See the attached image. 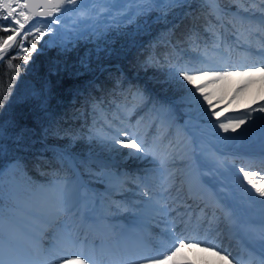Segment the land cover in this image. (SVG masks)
Segmentation results:
<instances>
[{
	"label": "rangeland",
	"instance_id": "1",
	"mask_svg": "<svg viewBox=\"0 0 264 264\" xmlns=\"http://www.w3.org/2000/svg\"><path fill=\"white\" fill-rule=\"evenodd\" d=\"M255 1L254 4L249 3L248 6L231 10L238 18L233 27L224 22L220 23L216 30L217 48L208 52L210 56H203L200 46H196L194 49L198 51L178 49L173 59L190 67H195L197 62H204L201 69L229 66V70H235L236 67L242 69L246 66H261L264 62V42L249 44L250 39L257 40L259 38L253 36L252 33L258 35L260 34L259 29L264 30V22L260 20H264V5H261L258 0ZM90 2V6L83 8V12L64 14L60 26L52 25L54 29L61 28L58 36L45 35L41 41L37 42L38 51L41 48H54V53L60 54L65 59L62 67L67 70L91 67L93 59L100 55L104 56L110 51L112 40L109 36L112 33L138 31L142 27H146L149 19L161 15V11L167 5L172 4L166 0H157L156 3L150 5H141L150 10L138 14L137 5L128 2V0H121L109 8L98 5L95 3L96 0ZM210 5L215 16L219 15L220 11L213 4ZM103 9H108L109 14H101L99 11ZM148 12L150 14L147 15ZM129 15L132 20L131 23L128 20H123L118 28L111 26L114 18L122 19ZM247 25L249 28L246 27ZM36 26L41 27L43 25L37 24ZM261 38H264V35ZM224 41L227 46L222 44ZM235 48L241 54L238 55L237 51L234 50ZM97 62L96 60L95 63ZM132 76L139 77L134 73ZM240 79L239 77L232 78L228 85L230 91H234L239 86ZM252 85L254 86V94L245 99L246 91L239 103L224 111L220 118L221 121L225 117L238 118L249 106L256 107V102H264L261 101V97L264 96V84H261L257 78V82ZM134 97H136L134 101L129 100L128 97L116 99L112 110L121 116H127L129 119L128 133L138 137L149 151L157 155L145 157L150 162L138 165L126 155H116V153L102 147L101 141L105 138L90 143L84 151L87 159L98 163L101 167L115 169L112 183L103 182L98 188L89 185V189L85 190L78 172V174L73 175H54L46 180H36L32 179L25 171L15 172L12 163H7L0 168V198H2L0 202V253L3 254L6 262L11 258L14 264L40 263L44 259V255L51 252L50 248L45 247L57 246L56 242L58 243L63 239L59 234L60 232H64L63 237L68 239L70 243L82 244L84 242L85 244L87 237L79 235L83 223L81 216L79 219L77 216L78 214L95 213L99 209L98 204L104 213L108 214V218L106 216L101 217V225L105 223L109 228L114 224L124 227L130 220H141V217L148 212L149 207L154 203V210L156 207L157 211L153 212L154 215H150V219L166 221L169 228H174V231L178 233L184 232L188 223L185 219V223L178 229L180 222L178 218L184 214L191 217L193 209H189L190 211L187 212V207H185L187 204H177L176 201L183 196L185 197L183 200L186 201V198L191 196L187 192L197 196V198L212 199L211 201L216 205L214 208L209 206V209H214L212 211L214 216L212 215V218H209L211 222L205 225L206 234L220 227H222L221 230L232 228V234L239 237L238 240H235V244L242 240V244L249 247L248 252L256 255V257L259 254L264 255V249L261 247L264 241L259 238L264 233V214L261 212V209L264 208V203L261 200L264 198H260L255 190L251 189V186L244 181L242 173L239 172L241 167L258 174L260 173L258 169H262L258 167L248 168L246 165H253V163L245 160V156L252 155V153H244L254 150L264 152V139H262L259 131V122L257 121V126L254 128L249 127L251 121L249 125L242 126L241 135L231 132L225 134L213 128V125L217 123L213 117L211 120L207 117L208 120L201 121L195 119L193 114L185 110L184 116L178 118L171 111H167L163 117V122L157 124L155 123L157 115L149 105V92L147 90L145 92L143 89L141 93H135ZM192 100L189 96L183 99L184 102ZM213 103L216 104L214 110L221 111L225 109L227 101L221 103L214 100ZM253 115L264 114L255 112ZM132 124H137L136 129L141 130V136L136 135V131L130 129ZM123 128L125 127L120 126V129ZM244 129L247 131H243ZM110 133L112 135H108L109 137L115 135L116 130ZM147 140L156 142L153 145L154 148L145 143ZM167 148H171L173 153L176 152V155H179V158L174 160L176 163H167V160L170 161V159H167L166 155V160L161 155V151ZM128 151L129 149H123L124 153ZM183 152L189 156H183ZM239 153L242 154L244 163L239 159ZM64 156L68 157L67 162L71 164L70 156L65 152ZM157 160L161 162H157ZM180 160L187 161L178 163ZM125 171L127 173L123 174ZM260 178L259 174L253 179L260 180ZM185 187L188 188L185 189ZM210 189L212 194L208 192ZM170 191H174V193ZM145 193L148 195L145 196ZM90 199L91 201H89ZM72 201L73 204H71ZM58 202L60 204L63 202L70 210L65 211L63 208H58L52 212V208L49 206ZM40 206L45 207L40 210V214L49 220V226L44 228L42 225L40 226V223L36 224V221L33 220L32 223L40 228L34 229L41 235L38 240L41 241L42 246L40 244L36 246V253H32L30 249L26 248L27 245L25 249L18 244L21 240L25 242V239L20 235L24 230L17 223L27 225L20 219H14L12 212L14 208L26 211L27 208L41 209ZM178 207L181 208L177 214L171 216ZM200 208L203 211L202 215L194 218L196 226L193 237L195 238L200 235L201 226L208 216V211L204 210L205 205H201ZM226 213H230L228 219L225 218ZM223 220H226V223ZM157 225L159 224L156 223L151 226L156 227ZM27 227L30 228L31 226ZM197 227H199V231ZM165 232L166 230L163 233ZM216 235L212 238L215 240V245H219L216 240L220 234ZM229 241H233L232 237L228 238ZM228 250L230 253L236 252L233 246ZM243 264L250 263L244 262Z\"/></svg>",
	"mask_w": 264,
	"mask_h": 264
},
{
	"label": "trees",
	"instance_id": "2",
	"mask_svg": "<svg viewBox=\"0 0 264 264\" xmlns=\"http://www.w3.org/2000/svg\"><path fill=\"white\" fill-rule=\"evenodd\" d=\"M249 1L217 0L213 4L220 11L217 16L204 0L167 5L146 27L112 33L110 51L93 59L91 67L67 70L62 67L65 59L54 48H41L25 64L23 59H12L18 51L13 48L0 61V104L4 105L0 108V167L10 162L15 172L25 171L36 180L70 175L65 152L95 187L112 183L114 170L89 161L84 151L95 140L112 135L110 131L129 127L127 116L113 112L115 100L144 89L157 115L155 123L163 122L167 111L178 118L188 110L196 119L206 120L210 112L205 113L208 106L202 98L184 102L188 94L169 80L170 68L201 69L204 62L190 67L173 56L180 48L196 50V46L203 56H210L208 52L217 48L219 21L233 26L230 11ZM0 35L5 34L0 31Z\"/></svg>",
	"mask_w": 264,
	"mask_h": 264
},
{
	"label": "snow or ice",
	"instance_id": "3",
	"mask_svg": "<svg viewBox=\"0 0 264 264\" xmlns=\"http://www.w3.org/2000/svg\"><path fill=\"white\" fill-rule=\"evenodd\" d=\"M112 2L115 4L119 0H112ZM128 2L136 4L137 13L142 14L150 9L141 5H150L156 3L157 0H128ZM166 2L178 4L181 0H166ZM204 2L215 4L217 0H204ZM252 2H255V0H252ZM258 2L264 5V0H258ZM83 3H85V0H0V21H10L7 26L0 23V31L5 34L0 35V61L13 48H18L12 59L20 58L27 64L32 58V54L38 52L37 42L41 41L45 35L58 36L60 34L61 28L57 27L54 29L52 25L60 26L63 15L75 11L76 7ZM35 17H43L47 18V20L32 23ZM123 20H128L129 23L132 22L129 15L124 16L122 19L114 18L111 26L118 28L123 23ZM37 24H42L43 26L37 27ZM9 63L11 64V59ZM234 77L241 79L239 86L234 91H230L228 85ZM13 78L15 79V77ZM257 78L261 84H264V62H262L261 66H246L242 69L236 67L235 70H229V66L194 70L169 69L170 81L178 84L192 99L198 101L202 98L207 104L208 107L204 111L205 113L210 112L209 120L215 117L217 123L213 125L214 127H218L225 134L231 132L241 135L242 126L249 125L251 121L252 123L249 127L254 128L257 126L258 121L259 131L262 139H264V115H253L255 112L264 114V102H256V107L249 106L238 118L225 117L223 121L220 119L224 111L240 102L250 85L257 82ZM36 95L38 96L39 94L37 93ZM214 100L221 103L227 101L225 109L215 111L216 104L213 103ZM261 101H264V96L261 97ZM3 107L4 105L0 104V108ZM200 107L202 108L203 106L201 105ZM243 131H247V129ZM101 146L118 155H126L129 158L139 160L153 155L138 137L119 128L116 129L115 135L102 140ZM125 148L129 149L127 153L123 152ZM239 172L242 173L244 181L251 186V189H254L260 198H264V177H261L260 180L253 179L259 174L247 171L243 167L239 169ZM144 195L147 196L148 193ZM261 202L264 203V200H261ZM60 206L65 211L70 210L63 202ZM229 217L230 213H226L225 218L228 219ZM259 238L264 241V233ZM261 247L264 249V243H262ZM74 248L75 245L62 253L61 264H92L93 257L84 251L83 246L79 250H73ZM185 249H196L203 253H210L212 256L218 257L223 264H233V260L229 258L230 254H224V250L219 249L218 245L208 244L195 238L177 236L175 233H173V241L166 249L153 255L139 257L138 259L140 264H192L183 254ZM0 264H14V262L11 258L6 262L3 254L0 253Z\"/></svg>",
	"mask_w": 264,
	"mask_h": 264
},
{
	"label": "bare ground",
	"instance_id": "4",
	"mask_svg": "<svg viewBox=\"0 0 264 264\" xmlns=\"http://www.w3.org/2000/svg\"><path fill=\"white\" fill-rule=\"evenodd\" d=\"M90 1H92V0H88L86 5H84V6L78 5L76 7L75 11H71V12H68V13H77V12H81V11L83 12L84 11L83 8H85L86 6H88V7L90 6V4H91ZM119 1H121V0H119ZM95 3H97L98 5H100L102 7L105 6L107 8H109V7H111L113 5L112 0H96ZM99 12L101 14H109V10L108 9H105V10L103 9V10H100ZM45 20H47V19H45ZM260 20H263V19H260ZM234 50L237 51V53L240 52L239 50H237V48L234 49ZM254 92H255L254 91V86L251 85L249 87V89L247 90V92H246L245 99L249 98L251 94H254ZM125 149H127V148H125ZM184 155H185V153H184ZM117 159H119V158H117ZM130 159H131V161L133 163L138 164V165L150 162L147 158H144L143 160H139V159H136V158H130ZM245 160H247L248 162L252 161L251 163H253L254 167H262V168H264V157L263 156H259L257 154H253L252 153V155L245 156ZM132 165H134V164H132ZM246 166H249V164H247ZM248 168H250V167H248ZM187 193H188V195H191V194H189V192H187ZM155 199H156V201L158 200L157 197ZM189 201H192L193 204L196 205V206L201 205V200H199L196 197L194 198V196H192V195L190 196V199L186 198V201L183 200L181 202L182 203H188ZM162 202H164V200H162ZM198 203H200V204H198ZM71 204H73V201H72ZM153 204L154 203H152V205L149 207L148 212H146L145 215L141 217V220H130V221L127 222V224L124 227H122V229H125L124 231H126L127 237H131L133 235L140 236V238L144 237L145 238V242L141 243V247H144L146 245L151 246V247L154 248L153 249L154 252L158 251V250L161 251V247H164V246L168 247V245L173 241V233H175L177 236H185V237H189V238H195V237L192 236V234L190 232H187L186 235H185V232L182 233V234H178L177 232L172 231L171 228H169L168 224H165L163 222H159V221H157L155 219H152V218L150 219V215H154L153 212L157 211L156 207H155V210H154ZM60 205L61 204L58 202V203L50 205L49 207L52 208V212H55L56 209H58V208L61 209L62 208ZM40 207H41V209L36 208L34 210H32L30 208H27L28 210H26V211H24L22 209H19V208H14L13 212H12V213H14V215H13L14 217L12 216L14 219H20V220L24 221L27 226H31L30 228H28L24 224L17 223L19 225V227L23 228L24 232L20 233V235L25 239V242L23 240H21V241H19L18 244L20 246L24 247V248H25V246L27 244H30V246L27 245L26 248L28 250L30 249L32 253H36L35 252L36 251L35 250V246H38L39 244L42 246L41 241L39 242V240H38L41 235H40V233H37L38 231L35 232L36 228L40 229L38 227V225H36V224L40 223V226L42 225V227H44V228L47 225L49 226V224H48L49 220L46 219L44 216H41V214H40V210L44 209L45 207H42V206H40ZM196 208H198V213H197L196 216L202 215L203 211L201 210V208L200 207H196ZM213 210H214L213 208L212 209H206V211H208V216L206 218L205 225H208V222H211V219H209V218H212V215H213L212 211ZM261 212L264 214V208L261 209ZM176 214H177V210H175V212L172 213L171 216H175ZM18 216H20V217H18ZM33 220L36 221V224L32 223ZM151 221L155 222V223H158L159 225L166 226V229H165L166 232L159 236L163 242L161 243V241H160V244H157V245H154V244L151 245L152 242L154 243L156 241V239H155V237H156L155 236V234H156L155 233V228L156 227H152L151 226ZM213 221H215V220H213ZM224 222L226 223V221H224ZM180 226L181 225H179L178 227L180 228ZM221 229H222V227L218 228L215 231H211L210 234H212L213 237H215V235L218 234ZM232 231H233L232 228H229V229L227 228V229L221 230L220 237H223L226 240L223 242L222 245H218L219 249H223L224 250V254H230L229 258L233 260L234 264H241V263L243 264L244 262H248L250 264H264V259L263 258L256 257V255H253L251 252L244 251L242 248H240V245L235 244V240L234 239H233V241H231V242L229 241L228 242V238L233 237ZM150 236H151V238H150ZM195 239L196 240H200V241H205L208 244L215 245V242H213L212 238L211 237L208 238L207 236H205V234H202L198 238H195ZM148 240H150V241H148ZM141 241H143V240H141ZM191 242H194V241H191ZM56 244L58 246L62 245L66 249L63 250L62 248H57L56 245H55L56 247L55 246H52V247L47 246V247H45V248H50L49 250L51 252L50 253H46L44 255V259L40 263H37V264H61L62 253L65 250L69 249L71 246L75 245V244L71 245V244H69L68 242H66L63 239H61L58 243L56 242ZM85 246H87V244H85ZM231 246H233L235 248V251L237 249L238 250L240 249L241 254L230 253L228 248H230ZM79 249H80L79 246L75 245V248L73 250H79ZM139 249H141V248H139ZM102 250H103V248H99V249L96 250V253L101 255ZM45 251H46V249H45ZM143 254L144 255L139 256V257L153 255L151 253V251L149 252V250L143 252ZM183 254L188 258L189 261L192 262V264H223L222 261H219L218 257H214L210 253L200 252V251H198L196 249H193V250L185 249ZM139 257L136 256V263L135 264H140V260L138 259ZM93 263L99 264L94 259L92 260V264ZM104 264H119V263H116V261H114V260H110V261H108V262H106Z\"/></svg>",
	"mask_w": 264,
	"mask_h": 264
},
{
	"label": "water",
	"instance_id": "5",
	"mask_svg": "<svg viewBox=\"0 0 264 264\" xmlns=\"http://www.w3.org/2000/svg\"><path fill=\"white\" fill-rule=\"evenodd\" d=\"M88 0H85V3L81 4L82 6L86 5ZM46 18L43 17H35L33 21H44Z\"/></svg>",
	"mask_w": 264,
	"mask_h": 264
}]
</instances>
